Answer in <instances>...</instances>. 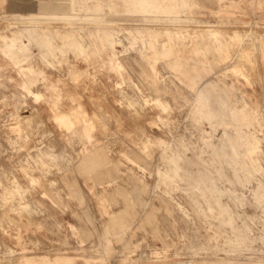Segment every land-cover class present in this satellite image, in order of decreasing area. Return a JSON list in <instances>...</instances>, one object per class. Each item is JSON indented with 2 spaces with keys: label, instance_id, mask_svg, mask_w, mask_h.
I'll return each instance as SVG.
<instances>
[{
  "label": "rangeland",
  "instance_id": "1",
  "mask_svg": "<svg viewBox=\"0 0 264 264\" xmlns=\"http://www.w3.org/2000/svg\"><path fill=\"white\" fill-rule=\"evenodd\" d=\"M0 142V264H264V0H0Z\"/></svg>",
  "mask_w": 264,
  "mask_h": 264
},
{
  "label": "bare ground",
  "instance_id": "2",
  "mask_svg": "<svg viewBox=\"0 0 264 264\" xmlns=\"http://www.w3.org/2000/svg\"><path fill=\"white\" fill-rule=\"evenodd\" d=\"M133 37V36H132ZM138 39L136 38V37H134V42L135 41H137ZM117 42H119L118 40H117ZM133 42V41H132ZM120 43V42H119ZM144 43V42H143ZM144 45V44H143ZM145 46V45H144ZM245 62V61H244ZM243 63V62H242ZM169 74V73H168ZM88 75H89V73H88ZM90 77V76H89ZM95 78V77H94ZM132 83L134 84V86H136V83L134 82V81H132ZM129 85V84H128ZM131 85V84H130ZM137 87V86H136ZM138 89V88H137ZM139 90V89H138ZM140 92V91H139ZM143 96V95H142ZM128 100L131 102V99H129L128 98ZM22 106V105H21ZM102 118V117H101ZM100 119V118H99ZM185 125V124H184ZM23 128L24 129H27V128H33V121H31V120H24V125H23ZM188 134V133H187ZM193 134V133H192ZM19 138V137H18ZM179 140L180 141H184V142H187L188 143V139L186 140V137H185V135H182V136H179ZM194 139V138H193ZM15 140H16V138H15ZM27 141V140H26ZM192 142H193V140H191ZM12 142V141H11ZM0 143H2V142H0ZM194 143V142H193ZM196 143V142H195ZM188 145H189V148H190V150L192 149L193 151H195V149L197 148V147H195V148H192V147H190V145H192V144H189L188 143ZM1 146H2V144H1ZM18 146V145H17ZM43 146H44V144H43ZM195 146V145H194ZM3 148V147H2ZM202 148V147H201ZM201 148H199L198 147V149H196V150H200ZM204 148V147H203ZM4 149V148H3ZM36 149V148H35ZM14 150V149H13ZM37 150H40L39 152H40V155L41 156H43V158L45 157L46 159H49V161L52 163V164H56V162H58V164H60V166L61 165H64L65 163H68V162H70V161H72L73 160V158L74 157H72L71 155H70V153L66 150V149H63V150H61L60 152H55V150H54V146H47V147H44V148H42V147H39ZM39 152H38V154H39ZM12 153V152H11ZM31 153H32V151H30L29 152V154L31 155ZM203 153H205V152H203ZM29 155V156H30ZM39 155V156H40ZM24 157V156H23ZM79 157V156H78ZM42 158V157H41ZM21 159V158H20ZM19 159V160H20ZM33 159H35L34 157H33ZM45 159V160H46ZM21 162L20 163H22L23 165H26V166H29V164H28V162H30V161H32V158H29V157H25L24 159H23V161L22 160H20ZM47 161V160H46ZM49 161H47V162H49ZM21 164V165H22ZM57 164V165H58ZM69 164V163H68ZM56 165V166H57ZM32 166V165H31ZM50 166H52V165H50ZM65 166V165H64ZM66 166H67V164H66ZM69 166V165H68ZM23 167V166H22ZM59 167V166H58ZM30 168V167H29ZM28 168V169H29ZM63 168V167H62ZM65 168V167H64ZM66 169V168H65ZM30 170V169H29ZM33 170V169H32ZM6 171V170H5ZM11 172V171H10ZM33 172V171H32ZM31 173V172H30ZM13 174V172L10 174V175H12ZM35 174V173H34ZM29 175H31V174H29ZM13 176V175H12ZM41 176V175H40ZM43 176V175H42ZM46 177H47V175H45ZM4 178V177H3ZM47 179L49 180V178L47 177ZM46 179V180H47ZM4 182H9V184H7V185H10V182H11V180L9 179V176H6V178H4V179H2ZM47 180V181H48ZM17 182V181H16ZM13 183V182H12ZM18 183V182H17ZM165 183V182H164ZM13 185H14V183H13ZM177 185V184H176ZM19 186V185H18ZM49 186V185H48ZM166 186V185H165ZM178 186V185H177ZM9 187V186H8ZM17 187V186H16ZM21 187V186H20ZM12 188H15V187H12ZM12 188H10V190L12 189ZM54 189H56L55 187H53ZM167 188V187H166ZM20 189V188H19ZM176 189V188H175ZM10 190H9V192H10ZM22 190V189H21ZM12 191V190H11ZM17 191V190H16ZM15 191V192H16ZM27 191H29V189H27ZM25 192H26V189H25ZM18 193V192H17ZM55 193V192H54ZM14 193H12V195H13ZM28 194V193H27ZM21 195V194H20ZM4 196L6 197V196H10V194L8 193H4ZM4 196H2V197H4ZM12 197H14V196H12ZM16 197V196H15ZM18 197V196H17ZM20 197V199H21V203H22V198H21V196H19ZM165 197V196H164ZM24 198H26V197H24ZM59 198V197H58ZM2 199H5V198H2ZM10 199H12V198H10ZM19 200V199H18ZM15 202H16V204H17V201L15 200ZM28 202H29V199H28ZM20 203V204H21ZM30 203V202H29ZM177 203V202H176ZM23 204V203H22ZM177 204H179V203H177ZM11 205V204H10ZM17 205H19V204H17ZM29 205V204H28ZM179 206V205H178ZM2 207V206H1ZM13 207V206H12ZM28 207V208H27ZM26 208L27 209H30L32 206H27ZM34 207V206H33ZM15 208V207H14ZM13 208V209H14ZM19 208H21V207H19ZM24 208H25V206H24ZM23 208V209H24ZM34 208H36V206L34 207ZM33 209V208H32ZM31 209V210H32ZM37 209V208H36ZM12 210V209H11ZM15 210V209H14ZM17 211V210H16ZM28 211V210H27ZM33 211H35V209L33 210ZM14 212V211H13ZM30 212H32V211H29L28 213H30ZM36 212L37 211H35L34 213L36 214ZM25 213V212H24ZM33 213V212H32ZM33 213V214H34ZM30 216V215H29ZM32 216V215H31ZM2 223V222H1ZM0 223V224H1ZM9 250V249H8ZM10 253V252H9ZM13 262L11 261V260H9V264H12ZM14 264V263H13Z\"/></svg>",
  "mask_w": 264,
  "mask_h": 264
}]
</instances>
